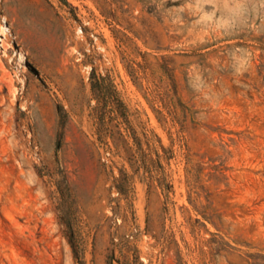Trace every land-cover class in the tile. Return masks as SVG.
<instances>
[{"label": "rangeland", "instance_id": "1", "mask_svg": "<svg viewBox=\"0 0 264 264\" xmlns=\"http://www.w3.org/2000/svg\"><path fill=\"white\" fill-rule=\"evenodd\" d=\"M1 27L0 264H264V0H0Z\"/></svg>", "mask_w": 264, "mask_h": 264}, {"label": "trees", "instance_id": "2", "mask_svg": "<svg viewBox=\"0 0 264 264\" xmlns=\"http://www.w3.org/2000/svg\"><path fill=\"white\" fill-rule=\"evenodd\" d=\"M93 89L104 96L107 91V86L104 83L97 84V86L94 84Z\"/></svg>", "mask_w": 264, "mask_h": 264}, {"label": "bare ground", "instance_id": "3", "mask_svg": "<svg viewBox=\"0 0 264 264\" xmlns=\"http://www.w3.org/2000/svg\"><path fill=\"white\" fill-rule=\"evenodd\" d=\"M6 33V28L1 27L0 28V47H3L5 49V45H4V38L6 37L5 34ZM5 36V37H4ZM4 37V38H3ZM7 45V44H6ZM7 47V46H6ZM6 52V51H5Z\"/></svg>", "mask_w": 264, "mask_h": 264}]
</instances>
